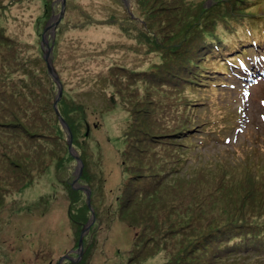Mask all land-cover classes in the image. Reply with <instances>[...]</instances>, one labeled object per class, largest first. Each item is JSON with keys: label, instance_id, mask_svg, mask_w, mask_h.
Here are the masks:
<instances>
[{"label": "rangeland", "instance_id": "374dc122", "mask_svg": "<svg viewBox=\"0 0 264 264\" xmlns=\"http://www.w3.org/2000/svg\"><path fill=\"white\" fill-rule=\"evenodd\" d=\"M243 12L264 43V0H0V264H213L217 242L264 238V68L180 74L204 27ZM215 98L234 113L224 126ZM190 103L205 140L189 151Z\"/></svg>", "mask_w": 264, "mask_h": 264}, {"label": "trees", "instance_id": "16d2710c", "mask_svg": "<svg viewBox=\"0 0 264 264\" xmlns=\"http://www.w3.org/2000/svg\"><path fill=\"white\" fill-rule=\"evenodd\" d=\"M232 17L234 18V20L232 22H229L228 17H225L226 21L223 22V26H221V29L218 31L219 33H222V35L224 37H226V39L230 38L231 33L242 34L240 29L243 27L249 28L252 25L251 26V28H252V27L256 26L258 24L257 19L259 18V17H254V16H252V18H249L248 13H244V12L240 13L239 16L237 14H234V15H232ZM250 19L252 21V24L249 21ZM204 29H206V27H204ZM257 29H259V30L261 29L260 24L257 25ZM245 37H246V39H249L248 36H245ZM235 44L238 45L239 43L237 44V42H236ZM194 63L195 62H191V64H194ZM196 64H198V63H196ZM188 71L189 70L185 69L183 71H180V74H183V73L188 74ZM189 76H191V75L189 74ZM176 80H181V79L179 77ZM174 82H175V85L177 87H179V82L178 81H174ZM187 101H189V100H187ZM180 116H181L182 122L179 123V128L183 133H185L189 128V125H190L189 119L190 118L188 119L187 115L184 113L181 114ZM185 139L186 138H184L183 140H185ZM179 147H182V148L186 147L188 150H190V148L188 146H186L185 143H183V145H181ZM183 151L185 152L186 150H183ZM193 160L199 167L206 166V164H207V160L199 159L198 156H194ZM211 164H213L215 169L220 168L219 164H217L215 162L211 163ZM229 167L233 168V169L236 168L234 165H231ZM244 169H247L246 166L242 167V170H244ZM244 171L248 172V173H252L249 170L248 171L244 170ZM164 173L166 175V178H165V180H166L172 174V171L166 170L164 168ZM156 185L159 186L160 183H158ZM127 186H129V187L127 190L125 189L126 192H128L129 188L131 187L130 185H127ZM124 196H125V193L123 195V198H124ZM136 197H137L136 194L135 195H129L124 205L129 204L132 201V199H134ZM134 202L135 201H133V203ZM261 218L264 219V216L261 215ZM250 235L251 234H248L247 235L248 238H245L244 240H243V238L234 239V241L231 242V245H228V244H230L229 242H217V246L215 248V251H214V253L211 254L212 259H213L212 260L213 264H264V238L259 237V236H255V235H252L253 237H250ZM231 239H232V237H231ZM251 248H253V249L255 248L257 250H255V252H252V251H250ZM240 249L243 251H239ZM72 251H74V250H72ZM69 254L70 255L75 254V252H70ZM246 260H249V261L246 262ZM65 261L71 262L69 259H65Z\"/></svg>", "mask_w": 264, "mask_h": 264}, {"label": "water", "instance_id": "95a60500", "mask_svg": "<svg viewBox=\"0 0 264 264\" xmlns=\"http://www.w3.org/2000/svg\"><path fill=\"white\" fill-rule=\"evenodd\" d=\"M47 68H48V71L50 72V67H47ZM53 78L57 79L56 76H54ZM60 89H61V87H60ZM64 126L66 127V129H68L67 126H66V124H64ZM68 134L71 135V133H70L69 130H68ZM80 169H81V166H80ZM82 240H83V231H82V233H81V235L79 237L77 251H75L78 256H80V254H81ZM67 258H68L67 256H63L62 258L59 259V262L61 263V261H63L64 259H67Z\"/></svg>", "mask_w": 264, "mask_h": 264}, {"label": "bare ground", "instance_id": "6f19581e", "mask_svg": "<svg viewBox=\"0 0 264 264\" xmlns=\"http://www.w3.org/2000/svg\"><path fill=\"white\" fill-rule=\"evenodd\" d=\"M112 122L110 120H106V126L110 128V130L112 129L111 127Z\"/></svg>", "mask_w": 264, "mask_h": 264}, {"label": "flooded vegetation", "instance_id": "af4514ba", "mask_svg": "<svg viewBox=\"0 0 264 264\" xmlns=\"http://www.w3.org/2000/svg\"><path fill=\"white\" fill-rule=\"evenodd\" d=\"M65 260V259H64Z\"/></svg>", "mask_w": 264, "mask_h": 264}]
</instances>
